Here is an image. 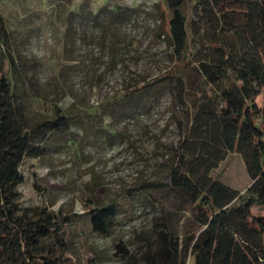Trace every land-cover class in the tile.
I'll return each mask as SVG.
<instances>
[{
    "label": "rangeland",
    "instance_id": "obj_1",
    "mask_svg": "<svg viewBox=\"0 0 264 264\" xmlns=\"http://www.w3.org/2000/svg\"><path fill=\"white\" fill-rule=\"evenodd\" d=\"M203 1L182 5L190 66L178 80L169 77V41L156 37L159 7L168 0H0L4 46L25 72L29 114H52L57 105L68 117V127L45 140V154L24 161L17 187L22 209L46 207L71 217L64 264H131L116 246L138 256L171 198L167 189L147 184L170 182L175 150L192 125L201 91L212 89L196 66L211 28L222 24L218 12L205 18ZM9 63L0 56V73L11 75ZM255 100L262 105V92ZM255 164L264 168V151L250 139L229 149L211 177L243 194ZM108 204L116 215L106 233H97L89 212Z\"/></svg>",
    "mask_w": 264,
    "mask_h": 264
},
{
    "label": "trees",
    "instance_id": "obj_2",
    "mask_svg": "<svg viewBox=\"0 0 264 264\" xmlns=\"http://www.w3.org/2000/svg\"><path fill=\"white\" fill-rule=\"evenodd\" d=\"M184 2L168 0L159 7L156 31L157 39L170 43L174 68L169 77L178 80L190 66ZM203 2L205 18L218 12L222 24L211 28L204 59L196 66L212 89L201 91L192 125L175 150L170 182L147 184L167 189L171 198L153 219L138 256L122 243L116 246L131 264H186L189 256L196 264H264V168L249 167L251 184L243 194L211 177L235 144L248 145L251 139L264 151V0ZM6 37L0 17V56L9 59L11 74L0 73V264H64L71 217L46 207L22 209L17 187L23 183L24 161L41 158L45 140L66 129L68 117L57 105L52 114H29L25 72L5 49ZM261 92L260 106L255 99ZM116 212L114 204L91 210L92 229L106 233Z\"/></svg>",
    "mask_w": 264,
    "mask_h": 264
},
{
    "label": "crops",
    "instance_id": "obj_3",
    "mask_svg": "<svg viewBox=\"0 0 264 264\" xmlns=\"http://www.w3.org/2000/svg\"><path fill=\"white\" fill-rule=\"evenodd\" d=\"M188 261H190V264H196V262H195V260H194V258L192 256L188 257L186 264H188Z\"/></svg>",
    "mask_w": 264,
    "mask_h": 264
}]
</instances>
